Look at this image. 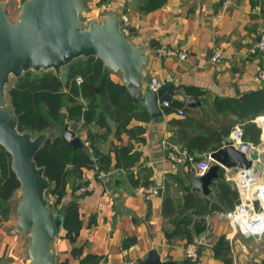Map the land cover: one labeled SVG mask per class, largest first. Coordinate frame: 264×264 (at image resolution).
<instances>
[{
  "label": "crops",
  "instance_id": "crops-1",
  "mask_svg": "<svg viewBox=\"0 0 264 264\" xmlns=\"http://www.w3.org/2000/svg\"><path fill=\"white\" fill-rule=\"evenodd\" d=\"M23 1L0 0V3L6 5L9 18L18 21ZM85 1L88 5L86 14L91 15V5L101 7L97 6L100 0ZM112 2V10L107 14L120 17L128 14L131 27L135 29L129 38L145 46L144 88L149 89L152 77H157L163 85L173 83L175 87L172 93L160 99V102L170 101L169 106L161 105L160 117L153 118L149 112V120L131 121V125L145 128L143 141L129 139L123 134L122 142L129 141L133 150L140 152V160L134 167L112 169L104 177H100L95 169L84 170L82 181L86 184L82 186L88 185L90 190L78 193L79 188L76 191L81 195L83 227L75 244L64 236L63 230L57 233L53 253L57 263L67 260L68 264H82L81 257L72 254L74 245L82 246L84 255L92 253L101 257L97 264H126L128 261L138 263L161 245L164 260L189 264L186 248L190 243L183 239L170 246L165 237L162 200L166 182L176 190V185H172L173 177L179 174L191 182L189 175L193 171L168 158L164 142L182 146L176 132L179 126L171 120L189 116L203 118L206 127L227 126L232 117L215 109V99L238 97L264 88V81L259 78L264 68V53L253 50L260 39L258 27L264 25V0H168L164 6L149 13L140 12L136 0ZM97 11L93 10L95 14ZM152 41L157 47L151 46ZM163 47L176 54L160 56L158 49ZM183 50L186 57L180 55ZM217 50L222 52V57L213 63L211 58ZM112 76L122 82L121 73ZM186 87L202 93L193 95L185 90ZM190 98L196 99L191 106L187 104ZM180 109L184 114L179 113ZM236 125L243 128L242 124ZM203 131L204 127L198 129V132ZM112 139L119 143L114 137ZM193 153L199 159L213 163L206 153ZM224 170L230 180L233 173L229 168ZM146 178L153 183L144 185ZM156 187L162 190L158 193ZM71 194L68 189L65 201L71 199ZM15 197L16 194L11 199L8 216L0 220V264H31V236L19 226ZM203 220L206 230L193 240L199 242L200 247L196 264H264V240L244 236L232 226L224 212L208 215ZM222 236L230 243L227 260L214 254L213 244Z\"/></svg>",
  "mask_w": 264,
  "mask_h": 264
},
{
  "label": "trees",
  "instance_id": "trees-1",
  "mask_svg": "<svg viewBox=\"0 0 264 264\" xmlns=\"http://www.w3.org/2000/svg\"><path fill=\"white\" fill-rule=\"evenodd\" d=\"M167 1L136 0V4L140 12L149 13L164 6ZM64 68V73L53 69L25 71L6 86L5 96L17 115L20 131L34 136L47 134L35 160L50 182L46 193L55 198L53 202L48 200V206L53 213L62 214L64 236L75 244L83 227L79 203L81 195L76 191L86 184L82 181L84 170L108 172L134 167L140 160V152L134 151L129 141L122 142L123 134L129 139L143 141L145 128L131 125V121L149 120L150 114L146 106L133 101L123 79L121 82L112 76L116 72L104 70L101 58L80 57ZM78 77L81 78L80 83L77 82ZM185 90L193 95L202 93L188 87ZM214 102L215 109L227 112L232 120L228 119V125L221 127H206L203 118L189 116L171 120L172 124L179 126L176 132L181 148L191 153L217 151L223 146L224 138H230L236 124L243 125L245 140L259 143L261 129L253 120L264 114V88L238 97H218ZM66 125L79 136L86 130L82 147L74 148L63 138ZM200 127H204L205 131L198 132ZM99 128H104L105 132L100 134L97 132ZM109 134L119 143L112 139V147L105 152L98 142ZM194 176L195 173L189 175L191 182ZM188 182L177 174L172 182L176 190H172L168 182L165 184L162 216L166 220L164 233L170 246L183 239L193 242L195 236L206 230L203 218L217 212L226 213L239 202L238 190L233 181L226 178L224 169H221L220 178L208 195L193 190L191 182ZM152 183L148 178L144 181V185ZM20 187L12 169V155L0 144V211L3 217L8 216L11 199ZM68 189L72 192L71 199L65 201ZM213 249L216 257L226 259L230 243L222 236L213 244ZM72 254L81 257L82 264H97L101 260L100 256L92 253L84 255L82 246L74 245ZM187 260L189 264L197 263L189 258ZM56 264H68V261Z\"/></svg>",
  "mask_w": 264,
  "mask_h": 264
},
{
  "label": "water",
  "instance_id": "water-1",
  "mask_svg": "<svg viewBox=\"0 0 264 264\" xmlns=\"http://www.w3.org/2000/svg\"><path fill=\"white\" fill-rule=\"evenodd\" d=\"M82 0H25L18 21H12L6 5L0 3V144L12 155V169L20 182L17 218L19 226L31 236L29 252L31 264H56L53 253L54 238L62 230V214L53 213L48 206L46 191L50 186L44 169L35 156L44 145L46 133L34 136L18 129V118L6 100V85L10 76L21 77L25 71L53 69L56 72L80 57L97 56L104 62V70L121 73L123 82L135 103L143 102L151 116L162 115L160 99L172 93L173 83L162 85L157 91L143 85V68L147 62L145 46L132 41L120 29V16L110 14L102 21L92 19L86 27L79 13L86 10ZM134 27L130 28L133 32ZM153 48L157 47L154 41ZM196 99H188L193 105ZM63 138L72 147H82L83 138L66 125ZM213 163L201 176L192 179L191 187L204 195L212 192V185L220 178L221 169H247L252 160H259L256 152L250 159L228 139L217 151L206 153ZM159 193L161 187H156ZM264 240V233L261 236ZM163 247L158 245L137 264H179L162 258Z\"/></svg>",
  "mask_w": 264,
  "mask_h": 264
},
{
  "label": "built area",
  "instance_id": "built-area-1",
  "mask_svg": "<svg viewBox=\"0 0 264 264\" xmlns=\"http://www.w3.org/2000/svg\"><path fill=\"white\" fill-rule=\"evenodd\" d=\"M227 7V3H224V8ZM120 29L125 34H130L131 19L128 14H123L120 17ZM260 39L255 43L253 50L255 52L264 53V25L258 27ZM160 56H169L176 54L167 48L158 49ZM186 52L181 51V57H186ZM222 52L217 50L211 61L217 63L221 60ZM259 78L264 81V68L259 73ZM77 82H81V78H77ZM163 82L159 81L157 77H152L148 84L149 90L157 91ZM162 106H169V100H162L160 102ZM180 114H184V110H179ZM263 116H257L254 122L261 129V136L259 143L247 141L244 139V130L242 126L236 125L230 134V138L233 140V146L235 149L244 153L248 159L251 160L250 154L256 152L259 156V160H252V166L244 169L238 168L237 172L233 174L230 180L233 181L235 187L239 193V202L225 213L226 218L232 224V226L246 237L261 238L264 233V122ZM168 158H170L176 165L180 167H186L193 171L195 175H203L211 166L209 161L202 160L194 153L181 148L179 145L164 142ZM211 159L210 157H208ZM109 172L100 171L99 176L104 177ZM90 190V186H82L78 190L79 192ZM3 218L0 211V220ZM186 256L191 261L196 262L200 257L199 242L193 241L188 244L186 248ZM126 264H137L134 261H128Z\"/></svg>",
  "mask_w": 264,
  "mask_h": 264
},
{
  "label": "rangeland",
  "instance_id": "rangeland-1",
  "mask_svg": "<svg viewBox=\"0 0 264 264\" xmlns=\"http://www.w3.org/2000/svg\"><path fill=\"white\" fill-rule=\"evenodd\" d=\"M82 1H85V0H82ZM133 2H135V0H133ZM100 5H101V7H100ZM129 5V4H128ZM92 6V7H91ZM90 6V13H91V15L90 14H86V12L85 11H83V12H81V13H79V17H80V19H81V21L85 24V26L87 27L88 25H89V22L92 20V19H95V20H98V21H102V18L104 17V16H107L108 14H107V12H109L110 10H112V6H113V2H112V0H105V1H99L98 3H97V6H99L100 8H97L95 5H91ZM94 9H96V10H98L97 12L98 13H96L95 14V12H93V10ZM117 15V14H116ZM65 68L63 67L60 71H61V73H64L65 72ZM15 78L16 77H14L13 75H11L10 76V79H9V82H8V84L6 85V86H8V85H10V84H12L13 83V81L15 80ZM264 114H262L261 116H263ZM84 129V128H83ZM88 130V129H87ZM84 131V132H83ZM82 132V138L83 139H85V135H86V130L84 129ZM97 132H99L100 134L101 133H104L105 132V129L104 128H99L98 129V131ZM111 139H112V134H109V136L107 137V138H105V139H102L101 141H99L98 142V145L101 147V149H103V150H107V149H109L110 147H112V144L110 143L111 142ZM237 168H234V169H232V173L233 174H235L236 172H237ZM19 194H20V191H19V193L17 192L16 193V197H15V199H16V202H18L19 201ZM46 198L48 199V200H50L51 202H53V200L55 199L52 195H49V193H46ZM10 206H11V204H10Z\"/></svg>",
  "mask_w": 264,
  "mask_h": 264
},
{
  "label": "bare ground",
  "instance_id": "bare-ground-1",
  "mask_svg": "<svg viewBox=\"0 0 264 264\" xmlns=\"http://www.w3.org/2000/svg\"><path fill=\"white\" fill-rule=\"evenodd\" d=\"M262 121L264 122V117H263Z\"/></svg>",
  "mask_w": 264,
  "mask_h": 264
}]
</instances>
